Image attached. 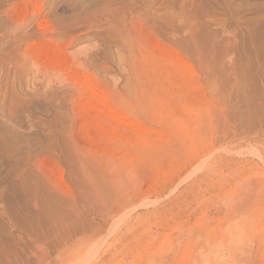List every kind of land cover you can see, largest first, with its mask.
I'll list each match as a JSON object with an SVG mask.
<instances>
[{"label": "rangeland", "instance_id": "1", "mask_svg": "<svg viewBox=\"0 0 264 264\" xmlns=\"http://www.w3.org/2000/svg\"><path fill=\"white\" fill-rule=\"evenodd\" d=\"M249 37L264 47V0H0V223L23 160L83 215L51 243L10 229L15 263L264 264V111L238 109L243 91L263 102ZM83 75L140 128L81 111Z\"/></svg>", "mask_w": 264, "mask_h": 264}, {"label": "bare ground", "instance_id": "2", "mask_svg": "<svg viewBox=\"0 0 264 264\" xmlns=\"http://www.w3.org/2000/svg\"><path fill=\"white\" fill-rule=\"evenodd\" d=\"M21 9H22V7H19V8H16L15 10H13L14 12H18V11H21ZM24 9V8H23ZM23 11V10H22ZM12 13V12H11ZM263 18V17H262ZM261 18V19H262ZM249 26H251V25H249ZM251 28V27H250ZM256 28V27H255ZM258 29V28H257ZM250 32V31H249ZM252 34V33H251ZM193 35V34H192ZM249 36H250V34H249ZM252 36V35H251ZM191 41L193 40V38H191L190 39ZM53 44V43H52ZM66 44H67V41H66ZM191 44H192V42H191ZM195 44V43H194ZM255 46V47H254ZM209 47H211V46H209ZM54 48V47H53ZM52 48V49H53ZM192 48V47H191ZM211 49V48H210ZM217 49V48H216ZM56 50H57V48H56ZM224 50V49H223ZM59 52H60V50H58ZM212 51L213 50H211V53L210 54H212ZM215 51H217V50H215ZM244 51H245V58H244V61H243V63H244V65H245V67H246V71H248V73H251L252 72V69H253V67L254 66H256V68L258 67V65H259V67H258V72H257V75H259L260 76V79H261V85L263 86V89H262V91L263 92H259L258 90V92H257V94H256V96L258 97V99H262V103L261 104H256V105H252V104H250L251 105V107H250V105H249V102L251 101L250 99V101L249 102H247L248 100L246 99L247 97L246 96H243V92H242V95L240 94V96H242V99H243V102L245 103V105L243 104V109L241 110L240 109V107L238 108L239 110H240V112H239V114L241 113V111H244V109H245V111H246V113L247 114H250L249 112H257L258 110H260V111H264V47H259V46H256L255 44H254V40H253V38L252 37H249V38H247V42H246V44H245V46H244ZM53 52H56V51H53ZM193 52V51H192ZM210 51H208V53H209ZM217 52H219V51H217ZM220 53V52H219ZM223 52L221 51V54H222ZM57 54H59V53H56L55 55H57ZM62 54H63V52H62ZM64 54H65V52H64ZM216 54V53H215ZM59 55H61V54H59ZM218 56H213V57H217V60H215L216 58H214V61L213 62H215V65L211 68V70H212V75L214 76V77H217V74H218V68H221V64H220V60H218V58H220L219 57V54H217ZM65 56V55H64ZM54 57V56H53ZM60 57H62V56H60ZM66 57H67V55H66ZM65 57V58H66ZM210 58V57H209ZM222 58V57H221ZM262 58H263V60H262ZM52 59V58H51ZM61 59V58H60ZM62 59H64V58H62ZM68 59V58H67ZM55 60V59H54ZM69 60V59H68ZM53 61V60H52ZM56 61V60H55ZM259 61H260V63H259ZM57 62V61H56ZM63 62V61H62ZM66 64V63H65ZM60 65H62V63H60V64H58V66H60ZM75 68V67H74ZM76 68H78V67H76ZM73 71V70H72ZM225 73V72H224ZM224 73H222V75H221V79H223V82L225 83V82H227L226 81V78H227V76H224ZM79 75V74H78ZM225 75H226V73H225ZM81 79H82V84H81V87H80V93L81 94H85L87 97H86V99L84 100V102L83 103H81L82 105L80 106V110L81 111H84V112H92V113H94V115L95 116H106L107 118H109L110 120H112V121H114V122H116L117 124H121V125H124V126H134L135 128H140V126H138V125H129L128 123H127V121H126V119L122 116V115H118L116 112H114V111H112V110H110V108L108 109V108H105L104 107V104L105 103H107L108 102V99H109V96L102 90V88H100L99 86H98V84L97 83H92V81H90V79L87 77V76H82L81 77ZM214 80H216V79H214ZM225 84H227V83H225ZM146 86V85H145ZM240 89V88H239ZM137 90V89H136ZM245 93V92H244ZM145 94V93H144ZM252 95V94H251ZM255 96V97H256ZM84 97V96H83ZM238 97V96H237ZM260 97V98H259ZM249 98V97H248ZM251 98V97H250ZM241 99V100H242ZM248 104H247V103ZM251 103V102H250ZM96 104H101V106L100 107H97L96 106ZM253 104H254V102H253ZM236 110V114H237V109H235ZM250 110H253V111H250ZM235 112V111H234ZM244 113V112H243ZM263 113V112H262ZM239 114H237L238 116H239ZM246 114V115H247ZM235 115V114H234ZM237 115L235 116V117H237ZM259 115H260V113H259ZM234 117V116H233ZM238 119L240 118V116L239 117H237ZM236 118V119H237ZM225 120V119H224ZM243 121V120H242ZM244 122V121H243ZM244 124V123H243ZM264 124V123H263ZM240 126H241V123H240ZM239 126V127H240ZM246 126V125H245ZM247 127H249V126H247ZM235 128V127H234ZM245 127L244 126H242L241 128H240V130H242V131H245V130H247V129H244ZM261 132H264L263 131V129H262V131ZM238 133H240V132H238ZM256 134H259V133H256ZM53 148H55V147H52V149ZM69 157L67 156V155H65L64 156V160H65V162L67 161V159H68ZM26 159V158H25ZM27 159H28V157H27ZM30 159V158H29ZM24 161V164H25V166L28 168V169H26L25 168V166H24V168H25V171H27V173H23V174H21V173H18V177H17V179H15L16 177L14 176V180L13 179H7L8 178V176H7V180H6V182H5V184H4V186H5V189H8L9 191H8V193H10L11 194V197H12V199L14 200L13 202H14V209H13V213L12 214H14V218L17 220L18 219V221H16V223H14V221L13 220H11V218L12 219H14L13 218V215L12 216H10V220H8V219H5L6 221H13V222H11V223H13V224H11L10 223V225H8L7 226V224L5 223V220H3V223H5L6 224V226L4 227V228H6V229H8V231L7 230H2V228H1V226H0V264H16L15 263V261L17 260V258L20 256V258L21 257H23V255L21 256V255H19L18 254V249L16 248V246L18 245V244H20V240H22V237H20V240L17 238L19 235H17L18 234V230H22V231H25V233H24V235L25 234H28L29 232V235L31 234V233H33V238L34 237H36L35 235H38L39 236V238H38V240L39 241H41V242H44V243H47L46 241H48L49 239H51V237H52V239L51 240H53L54 242H56V240L59 238H62V240H65L66 238H64V235H63V224H64V219H65V221H67L68 220V222L69 221H71L73 224L72 225H74V226H80V225H82V226H80V228L79 229H83V224H82V222L81 221H83V215H82V213H77L78 212V210H76L77 212L76 213H72V212H70L69 211V213H68V210L67 209H65V210H67L66 212H65V210L63 211V207L61 206V203L64 205L65 203H67L68 201H64V200H62L61 201V198L60 197H58V195H56L55 193H52V192H50L49 190H48V183H47V181L46 180H44L42 177L40 178V176H38V174L37 173H35V167H34V165L31 163V160L29 161L30 163H28V162H25V160H23ZM22 161V162H23ZM21 162V163H22ZM23 165V164H22ZM68 165H70V168H72V171H71V175L72 176H76V175H79V173L77 172V170L71 165V163H69ZM19 168H22V166L20 167V165H19ZM16 169V168H15ZM17 169H18V167H17ZM23 169V168H22ZM24 170V169H23ZM32 170H34L33 172H32ZM24 171V172H25ZM15 172H17V170L15 171ZM18 172H19V170H18ZM12 176V177H13ZM71 176V177H72ZM73 178H75V177H73ZM77 178H79V176L77 177ZM4 180V179H3ZM16 180V181H15ZM30 180V181H29ZM75 180V179H74ZM79 180V179H78ZM80 182H81V180H80ZM79 182V183H80ZM2 183H4V182H2ZM78 183V184H79ZM4 189V188H3ZM96 190V189H95ZM2 194V193H1ZM5 194V193H4ZM0 197H3L2 195H0ZM81 197V196H80ZM35 200H38V202H40V203H42V206L43 207H41L42 208V212H34V210H32L30 207H29V205H30V203L31 202H33V203H37V201H35ZM35 201V202H34ZM82 201H83V199H82ZM63 202H65V203H63ZM72 203H68V204H66L65 206H67V205H71ZM77 205V204H76ZM80 205V204H79ZM32 206V205H31ZM45 206H47V209H45L46 207ZM64 206V207H65ZM72 206V205H71ZM73 206H74V203H73ZM78 206V205H77ZM60 207H62V210L60 209ZM68 207V206H67ZM82 207V206H81ZM66 208V207H65ZM74 208H75V206H74ZM74 208H72V210H71V208H68V209H70L71 211H73V212H75V210H73ZM78 209L80 208V207H77ZM80 209H82V208H80ZM9 210V209H8ZM60 210L61 211H63V213L64 214H62L61 212H60ZM45 211V212H44ZM46 218H49V220L48 221H50V224H48V223H46V221H45V223L46 224H44V220H46ZM14 219V220H15ZM85 220V219H84ZM92 220V219H91ZM39 221H42L43 222V224H42V227H40V226H35L34 227V222H39ZM94 222V221H93ZM2 223V222H1ZM0 223V224H1ZM2 223V224H3ZM8 223V222H7ZM66 223V222H65ZM70 223V222H69ZM86 223V222H85ZM88 223V222H87ZM4 224V225H5ZM3 225V226H4ZM98 225V224H97ZM2 226V227H3ZM74 226H73V230L75 229L74 228ZM66 227V226H65ZM71 227V226H70ZM72 228V227H71ZM71 228H68V229H71ZM10 229H12V231L14 230V231H16L17 229V231H16V233L17 234H15L17 237H15L14 236V233H12V231L10 230ZM62 229V231H60ZM66 229V228H65ZM64 229V230H65ZM78 229V228H77ZM79 229H78V231H79ZM72 230V229H71ZM72 230V231H73ZM13 231V232H14ZM89 231V230H88ZM26 232H28V233H26ZM66 232V231H65ZM77 232V231H76ZM79 232H83V231H79ZM78 232V233H79ZM86 232V231H85ZM62 233V235L61 236H58L59 234H61ZM20 234V236H21V233H19ZM65 234V233H64ZM67 234L68 233H66V235H65V237H67ZM23 235V236H24ZM26 236V235H25ZM28 236V235H27ZM32 236H30L31 238H32ZM69 236H70V234H69ZM29 237V238H30ZM68 238V237H67ZM17 239L19 240V243L17 242ZM24 240V239H23ZM30 241H32L31 239H30ZM50 241V240H49ZM65 242V241H64ZM24 242H22L21 241V244H23ZM48 243H51V241L50 242H48ZM21 244H20V246L19 247H21ZM53 244V243H52ZM222 244V243H221ZM217 245V244H216ZM17 246V247H18ZM56 246H57V244H56ZM229 246V245H228ZM237 248H239V247H235V249L237 250ZM21 249H23L22 247H21ZM227 249V248H226ZM229 249H230V246H229ZM234 249V248H233ZM234 249V250H235ZM243 249V248H242ZM228 250V249H227ZM244 250V249H243ZM238 251V250H237ZM20 252V251H19ZM245 252V251H244ZM244 252L242 251V253L241 254H239V255H241V257L242 256H246L245 254H246V252H245V254H244ZM251 253V252H250ZM17 254H18V256H17ZM28 255V254H27ZM239 255L237 254V256H238V258L240 259L241 257H239ZM237 256H236V258H237ZM250 256H251V254H250ZM235 258V257H234ZM233 258V259H234ZM19 259V258H18ZM23 260V259H22ZM205 260V259H204ZM25 261H27V260H25ZM241 261V260H240ZM239 261V262H240ZM18 262V261H17ZM24 262V261H23ZM30 262H32V261H30ZM204 262H206V261H204ZM245 262V261H244ZM25 263V262H24ZM238 263V262H237ZM243 263V262H242ZM21 264V263H20ZM32 264V263H31Z\"/></svg>", "mask_w": 264, "mask_h": 264}]
</instances>
